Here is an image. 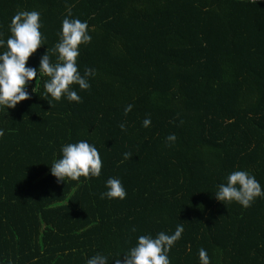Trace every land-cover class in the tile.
I'll list each match as a JSON object with an SVG mask.
<instances>
[{"label":"trees","instance_id":"16d2710c","mask_svg":"<svg viewBox=\"0 0 264 264\" xmlns=\"http://www.w3.org/2000/svg\"><path fill=\"white\" fill-rule=\"evenodd\" d=\"M18 10L38 11L42 23L45 45L26 66L46 49L55 60L70 11L91 36L78 70L96 75L89 89L74 86L78 104L49 105L34 78L30 99L0 111V264H85L178 223L171 264H199L200 247L210 264H264V198L244 208L212 194L233 170L264 190V1L0 0L2 38ZM80 139L97 147L101 175L57 183L52 161ZM110 176L123 200L100 199Z\"/></svg>","mask_w":264,"mask_h":264},{"label":"clouds","instance_id":"9594fccd","mask_svg":"<svg viewBox=\"0 0 264 264\" xmlns=\"http://www.w3.org/2000/svg\"><path fill=\"white\" fill-rule=\"evenodd\" d=\"M70 16L69 11L61 20L57 42L50 50L55 54V60L50 59L49 50L46 49L39 56L36 67L26 66V62L39 46L45 45L40 32V13L36 10H18L11 16L8 23L10 34L6 39L0 34V111L7 114L8 109L30 99L27 86L34 78L35 83L42 80L41 96L47 97L49 105L52 101L60 102L62 98L77 104L81 102L76 87L81 91L89 89V78L95 77L96 69L86 67L83 74L78 70L79 46L89 43L91 36L86 21L69 18ZM31 92L36 94L34 86ZM132 107V104H127L123 113L126 115ZM150 123V118L146 116L141 126L147 128ZM118 127L123 131L125 124L120 123ZM3 135L4 129L0 128V136ZM175 139L174 134L165 137L167 142H173ZM59 152V158L53 160L50 165V175L57 183L74 181L79 185L81 177L87 181L90 177L101 175L102 160L99 151L87 139L64 143ZM129 155L125 152L123 158L126 160ZM104 189L99 193L100 199L125 198L126 192L118 177H108L104 181ZM212 194L224 205L235 202L244 208L249 207L255 198H264V190L259 182L245 170L229 172L224 182L216 185ZM130 231L136 232L135 226H132ZM183 231V224L178 223L171 232L159 231L154 235L147 232L137 235L130 247L115 253L95 252L86 259L85 264H171L168 253L181 238ZM197 256L199 264H210L207 251L203 247L198 248Z\"/></svg>","mask_w":264,"mask_h":264},{"label":"built area","instance_id":"2783aa9c","mask_svg":"<svg viewBox=\"0 0 264 264\" xmlns=\"http://www.w3.org/2000/svg\"><path fill=\"white\" fill-rule=\"evenodd\" d=\"M246 1H264V0H246Z\"/></svg>","mask_w":264,"mask_h":264}]
</instances>
